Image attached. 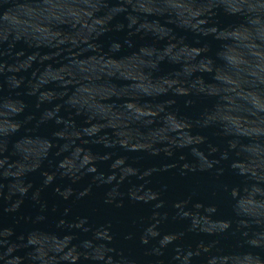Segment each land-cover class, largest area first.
Wrapping results in <instances>:
<instances>
[{
    "label": "water",
    "instance_id": "water-1",
    "mask_svg": "<svg viewBox=\"0 0 264 264\" xmlns=\"http://www.w3.org/2000/svg\"><path fill=\"white\" fill-rule=\"evenodd\" d=\"M0 145L73 264H264V0H0Z\"/></svg>",
    "mask_w": 264,
    "mask_h": 264
}]
</instances>
